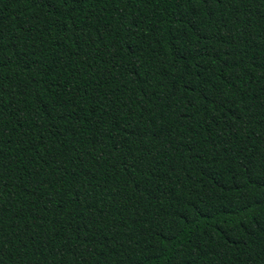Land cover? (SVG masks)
Instances as JSON below:
<instances>
[{
  "label": "trees",
  "instance_id": "trees-1",
  "mask_svg": "<svg viewBox=\"0 0 264 264\" xmlns=\"http://www.w3.org/2000/svg\"><path fill=\"white\" fill-rule=\"evenodd\" d=\"M0 264H264V0H0Z\"/></svg>",
  "mask_w": 264,
  "mask_h": 264
}]
</instances>
